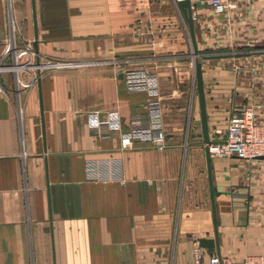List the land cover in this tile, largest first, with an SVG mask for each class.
Segmentation results:
<instances>
[{
    "label": "crops",
    "instance_id": "0c3cea01",
    "mask_svg": "<svg viewBox=\"0 0 264 264\" xmlns=\"http://www.w3.org/2000/svg\"><path fill=\"white\" fill-rule=\"evenodd\" d=\"M195 12L193 53L173 0H0V55L10 38L35 43L31 64L68 63L17 69L35 78L18 94L15 72L0 71V264H207L209 253L239 264L264 254L256 158L211 157L218 252L198 245L214 225L194 76L197 60L208 138L234 108L264 102V0ZM133 65L153 88L127 89L121 69ZM150 105L163 148L135 135L120 150V132L153 133ZM93 112L115 114L118 127L91 136ZM105 158L119 162L122 183L85 176L87 160Z\"/></svg>",
    "mask_w": 264,
    "mask_h": 264
},
{
    "label": "built area",
    "instance_id": "2783aa9c",
    "mask_svg": "<svg viewBox=\"0 0 264 264\" xmlns=\"http://www.w3.org/2000/svg\"><path fill=\"white\" fill-rule=\"evenodd\" d=\"M177 2V0H173ZM251 2L253 0H244ZM235 0H189L190 17L193 20L196 16L198 6L208 7L212 13L220 14L231 8ZM10 53V62L3 64L2 59ZM35 55L31 43L26 42L20 47H14L10 38L7 39L3 52L0 55V71L25 69L29 66L38 67L43 64L41 62L30 63L29 57ZM68 64L62 61H46L43 66H64ZM118 66V63H115ZM124 76L126 87L130 91L146 88H153L154 77L142 68L141 65H133L121 69ZM32 80H22L14 73V85L17 94L27 88ZM19 109V107H18ZM148 120V128L154 129L153 133L146 130L140 131L139 134L132 131H123L118 135V148L120 150L127 149L132 145V137H144L150 141L156 148L161 149L164 146V134L159 123V112L155 105H150L146 112ZM119 125L118 118L115 114L105 113L99 118L97 113L93 112L88 117V128L90 135L98 138H105L109 131L116 129ZM210 157L235 156L242 159H261L264 156V102L260 105L245 104L234 108L233 112L228 116L226 126L223 132L216 130L213 136L209 137L207 142H203ZM85 176L89 179L110 178L123 182L120 174L121 167L119 162L111 158L91 159L85 162ZM198 245L192 250L193 259L196 263H200L203 251ZM207 264H229L227 258L219 254H208ZM239 264H264V254H247L239 261Z\"/></svg>",
    "mask_w": 264,
    "mask_h": 264
},
{
    "label": "water",
    "instance_id": "95a60500",
    "mask_svg": "<svg viewBox=\"0 0 264 264\" xmlns=\"http://www.w3.org/2000/svg\"><path fill=\"white\" fill-rule=\"evenodd\" d=\"M177 5L179 10L184 17L187 26L190 41L192 44V51L195 52V43L193 39V31H192V20L190 17V9H189V0H177ZM32 48L35 51V43L33 42ZM194 76H195V89L197 94V101H198V108H199V121L202 133L203 142H207V123H206V114H205V105H204V96H203V89H202V81H201V73H200V64L197 60L194 61ZM42 122V120H41ZM42 124V123H41ZM204 147V146H203ZM204 156H205V164H206V172H207V180H208V191H209V200H210V209H211V217L213 221V237H200L198 238V245L201 247H205L208 249L214 248L216 252H218L217 246V232H216V219H215V207L214 201L212 196V183H211V171H210V160L211 157L207 152L206 147H204ZM261 158H264L262 156Z\"/></svg>",
    "mask_w": 264,
    "mask_h": 264
}]
</instances>
